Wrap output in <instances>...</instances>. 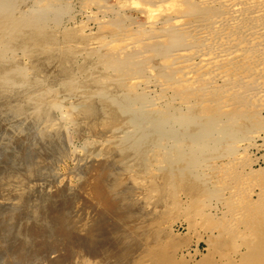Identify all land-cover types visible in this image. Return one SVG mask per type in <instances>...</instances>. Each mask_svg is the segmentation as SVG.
Instances as JSON below:
<instances>
[{
	"label": "rangeland",
	"instance_id": "rangeland-1",
	"mask_svg": "<svg viewBox=\"0 0 264 264\" xmlns=\"http://www.w3.org/2000/svg\"><path fill=\"white\" fill-rule=\"evenodd\" d=\"M7 2L45 28L0 30L11 48L0 59V264L27 249L23 264L240 263L242 236L220 251L216 223L240 228L225 201L259 192L234 169L264 170V0ZM38 31L50 33L41 46ZM214 109L242 116L201 147L193 123ZM197 144L230 158L195 169ZM18 238L27 248L11 253Z\"/></svg>",
	"mask_w": 264,
	"mask_h": 264
},
{
	"label": "bare ground",
	"instance_id": "bare-ground-1",
	"mask_svg": "<svg viewBox=\"0 0 264 264\" xmlns=\"http://www.w3.org/2000/svg\"><path fill=\"white\" fill-rule=\"evenodd\" d=\"M6 4V3H5ZM5 4H3V5H5ZM11 4H13L12 3V1H11ZM231 4V3H230ZM236 4V3H235ZM234 3L232 4V5H235ZM14 5V4H13ZM11 6V5H10ZM9 4H8V2H7V4H6V6H4V7H2V10L0 11L1 13H0V30L2 29L3 31L5 30L4 29V27H8V29H9V31H8V29L7 30H5V31H7V32H9V35L11 34V35H13L14 36V34H15V32H17V31H15V30H20V29H23V28H25V30L27 29L26 27L28 26V27H31V26H29V25H32V27L35 29V31H37L36 29H43V28H45V26H44V23H43V20L44 19H40V20H36L35 19V21L36 22H32V20H25L26 19V17H22V15H21V17H20V15H18V17L16 16V18H15V15H17V14H12L11 15V9H12V7L9 9ZM198 7V6H197ZM204 7H206V6H204ZM14 8V7H13ZM207 9V8H206ZM234 9V8H233ZM188 10V9H187ZM207 11V10H206ZM13 12H15V11H13ZM188 12V11H187ZM205 12V11H204ZM19 14V13H18ZM20 14H22V13H20ZM188 16V15H187ZM31 17V16H30ZM19 18V19H18ZM25 18V19H24ZM205 19V18H204ZM46 20V19H45ZM26 26V27H25ZM1 27H3V28H1ZM48 27V26H47ZM33 29V30H34ZM49 29V28H48ZM1 30V31H2ZM39 30V31H40ZM47 30V29H46ZM0 31V32H1ZM20 31H23V30H20ZM27 31V30H26ZM29 31H30V28H29ZM36 32V34L35 35H37L36 37L37 38H39V40L41 39V37L42 36H46L47 37V35L48 36H50L49 34L50 33H48V32H46L45 34H43L42 32ZM30 32H32V31H30ZM45 32V31H44ZM54 32V31H53ZM6 33V32H5ZM14 33V34H13ZM18 33V32H17ZM20 33V32H19ZM26 33V32H25ZM24 33V34H25ZM48 33V34H47ZM6 34H8V33H6ZM42 34V35H41ZM5 35V34H4ZM4 35L1 37V39L0 40H2V38H4ZM33 35V34H32ZM12 36V37H13ZM18 36H21L20 34L18 35ZM7 37H11V36H7ZM15 37V36H14ZM24 37V36H23ZM23 37H22V39H23ZM34 38L33 40H36L37 38ZM45 37V38H46ZM18 38V37H17ZM28 38V37H27ZM45 38H44V40H45ZM48 38V37H47ZM46 38V39H47ZM55 38V37H54ZM9 39V38H8ZM5 40V39H4ZM7 40V39H6ZM5 40V41H6ZM9 40H11V39H9ZM12 40H16V39H12ZM29 40V39H28ZM33 40L31 41L32 43H34V42H36V41H34L33 42ZM38 40V39H37ZM43 40V41H44ZM27 41V40H26ZM41 41L42 40H40V41H38V42H40V45H39V43L37 42V44L39 45V46H41L42 45V43H41ZM48 41H49V38H48ZM0 42H2V41H0ZM11 42H13V41H11ZM28 42V41H27ZM26 42V43H27ZM51 42V41H50ZM14 43V42H13ZM25 42H24V44H26ZM32 43H27V45L29 44H32ZM49 43V42H48ZM47 43V44H48ZM54 43V42H53ZM15 44H16V42H15ZM44 44V43H43ZM49 44H52V43H49ZM1 46H0V59L1 58H4L5 56H6V58H7V53H8V51H11V48L8 46L9 44H8V42H5V44L3 45V43H1L0 44ZM11 45V44H10ZM14 45V44H13ZM28 45V46H29ZM33 45H35V44H32V46ZM3 46V47H2ZM12 46V45H11ZM22 46H23V43H22ZM25 46V45H24ZM31 46V47H32ZM12 47H14V46H12ZM30 47V48H31ZM35 47V46H34ZM44 47V46H43ZM25 49V48H24ZM19 50V49H18ZM14 51V50H13ZM12 51V53H14ZM15 51H17V50H15ZM11 53V54H12ZM9 54V53H8ZM28 54V53H27ZM24 55V54H23ZM22 57V56H21ZM4 60L2 59V62H3ZM19 65H20V62L18 63ZM18 66V65H17ZM22 66L24 67V65L22 64ZM21 66V67H22ZM26 68V67H25ZM24 68V69H25ZM18 69V68H17ZM31 69V68H30ZM1 71L3 70V69H0ZM21 70L22 69H20V71H18L19 73H20V75H25L26 73H24L26 70H24V71H22L21 72ZM6 72V71H5ZM31 73V72H30ZM29 73V74H30ZM6 74V73H5ZM9 75H11V74H9ZM24 77V76H23ZM26 78V77H25ZM6 80V79H5ZM7 80H8V78H7ZM6 80V82H7V84L6 85H8V84H10V82L8 83V81ZM9 81H11V80H9ZM3 82H4V84H5V81L3 80ZM21 83H23L22 81H21ZM217 99V98H216ZM216 101V100H215ZM218 101V100H217ZM165 102V101H164ZM217 103H220V102H217ZM230 104V103H229ZM217 109H214V110H211L210 112H207V115H210L209 116V118H206V123H205V125L204 126H201V127H197V125H199L200 123H199V121H201V119L200 118H198V120H197V122H195L194 121V123H193V125L194 126H196V131H197V133H195V134H193L192 135V138L195 140V141H197V143L199 142L200 143V146L202 147V146H205V147H209V145H212V144H214L216 141H225V140H227V138H228V129H230L231 128V126H233V124H234V120H235V117L236 118H238L239 116H240V114L241 113H239V111L238 112H228V113H225V117H223V118H221L220 117V115L218 114V112L216 111ZM6 111V110H5ZM7 112V111H6ZM3 113V112H2ZM5 113V112H4ZM23 114V113H22ZM259 114V113H258ZM202 115V114H201ZM241 116H242V114H241ZM5 117V116H4ZM39 117H40V115H39ZM170 118V117H169ZM2 122V121H1ZM178 122V121H177ZM8 123V122H7ZM22 125V124H21ZM192 125V124H191ZM24 130V129H23ZM8 131V130H7ZM8 133V132H7ZM5 134H6V132H5ZM9 134H11V132L9 133ZM4 136V135H3ZM8 137H12V136H8ZM7 137V138H8ZM7 138H6V140H7ZM251 138V137H250ZM230 139V138H229ZM249 139V138H248ZM247 139V140H248ZM19 140H20V138H19ZM23 140H24V138H23ZM2 142V141H1ZM3 142H5V141H3ZM10 142V141H9ZM19 142V141H18ZM25 142V141H24ZM202 142V143H201ZM204 142V143H203ZM210 142H212V143H210ZM228 142H229V140H228ZM246 142H249V140L248 141H246ZM244 143L243 145H241L240 146V150H241V152L242 153H246V151H247V149H248V147L249 146H251V144H247V143ZM6 143V142H5ZM220 143V142H219ZM225 143V142H224ZM231 142H229V144H230ZM4 144V143H3ZM23 145V144H22ZM216 145V144H215ZM5 146H7V145H5ZM196 148H197V150L198 151H192V158H193V160L192 161H194L193 163L195 164H193V167L195 168V166H197V165H199V164H196V163H203V162H205V161H207L208 159H222L223 157H229L230 158V156L228 155V153L227 154H225V155H216V156H205V155H202V151H199V147H198V144L197 145H194ZM212 146H214V145H212ZM24 147V146H23ZM21 148V147H20ZM24 151V150H23ZM236 152V151H235ZM189 153V152H188ZM191 153V152H190ZM189 153V154H190ZM22 154V153H21ZM25 154V153H24ZM186 154V153H185ZM223 154V153H222ZM187 156H189L188 154H186ZM23 155H21V157H22ZM26 157V156H25ZM186 157V156H185ZM247 157V156H246ZM237 158V157H236ZM245 158V157H244ZM249 158V157H248ZM257 158V157H256ZM263 158V157H262ZM4 159V158H3ZM21 159V158H20ZM199 160V162H198V160ZM23 160H24V158H23ZM196 160H197V162H196ZM230 160V159H229ZM244 161V160H243ZM4 162V161H3ZM227 162V161H226ZM254 162V161H253ZM208 163V162H207ZM206 163V164H207ZM224 163V162H223ZM252 163V162H251ZM226 164V163H225ZM209 165V164H208ZM250 165V164H249ZM5 167V166H4ZM3 167V168H4ZM8 167V166H7ZM193 167L191 168L193 171H194V169H193ZM203 167V166H202ZM205 167H207V166H205ZM222 167H223V165H222ZM229 168L230 167H232V166H228ZM245 167V168H244ZM244 167H242L240 170H237V169H234V172L236 173V174H238V175H240V177L242 176V179H243V177L245 178L247 175H249V176H252V178L254 179V178H256V179H259V183L257 184L258 185V188H259V192H258V194H257V197L255 198V199H252V197L251 198H248L247 200H241V198L239 199L238 197L237 198H230V200H226L225 201V207H227V209H228V207H230V206H233V207H236L237 209L235 210V215L236 216H234V217H232L233 219L232 220H235V221H239L240 222V225H241V227L240 228H238V227H233V223L232 224H226V221H224L223 223L220 221V220H218L219 222H217L216 224L218 225V229H219V231H221L223 234H219L218 233V235L219 236H221V238H222V241H220V243L219 244H217V242H219V241H217V240H215V241H217V242H214V244H217V245H215V246H217L218 247V250H222L223 252L224 251H226V249L227 248H229L228 246H229V244H230V241L227 239V237H229V235L230 234H235V233H237L238 235H241L242 237L241 238H243V240H242V245L245 247V251L242 253V256L240 257V263H238V264H252L251 262L253 261L254 262V264H256V263H259L260 264V258H259V254L260 253H262V252H264V231L261 229L262 227H261V225L263 224V222H264V170H261L260 172L259 171H254V169H250L249 167H248V165L246 166V165H244ZM183 168H185L186 169V167H183ZM220 168H221V166H220ZM224 168V167H223ZM227 168V167H226ZM229 168H228V170H229ZM39 169V168H38ZM37 169V170H38ZM185 169H184V171H185ZM196 169V168H195ZM222 169V168H221ZM3 170V169H2ZM1 170V171H2ZM9 169H6L5 171L7 172ZM200 170V169H199ZM223 170V169H222ZM225 170V169H224ZM223 170V171H224ZM227 170V169H226ZM256 170V169H255ZM4 171V172H5ZM11 171V170H10ZM15 171H16V169H15ZM193 171H191V172H193ZM3 172V171H2ZM9 172V171H8ZM7 172V173H8ZM196 171H194V173H195ZM215 172V171H214ZM220 172V171H219ZM231 172V171H230ZM1 173V172H0ZM217 173V172H216ZM240 173V174H239ZM6 174V173H5ZM38 174H39V172H38ZM191 174H193V173H191ZM219 174V173H218ZM217 174V175H218ZM235 174V175H236ZM247 174V175H246ZM238 175H236L237 177H238ZM246 175V176H245ZM8 176V174H6V176L5 177H7ZM24 176V175H23ZM193 176H195V174H193ZM214 176V175H213ZM220 176V175H219ZM223 176H226V175H224L223 174ZM12 177H8V179H7V182H9L10 184L12 183V181H10L9 179H11ZM193 178V177H192ZM216 179H217V177H215ZM224 178H226V177H223V179ZM236 178V177H235ZM15 178H13V180H14ZM230 179V178H229ZM232 179V178H231ZM237 179V178H236ZM2 180V179H1ZM190 180H192L191 178H190ZM206 180V179H205ZM243 180H246V179H243ZM248 180V179H247ZM203 181V180H202ZM208 181V180H207ZM217 181V180H216ZM220 181H221V179H220ZM226 181H227V179H226ZM237 180H235V182H236ZM218 182V181H217ZM239 182V184L241 183L240 182V180L238 181ZM243 183H246L245 181H242ZM248 182V181H247ZM250 182V181H249ZM210 183V182H209ZM242 183V184H243ZM256 183V182H255ZM8 184V183H7ZM238 184V183H237ZM4 185H6V184H4ZM4 185H2V186H4ZM245 185V184H244ZM243 185V186H244ZM0 186H1V184H0ZM7 186V188L4 186L3 187V189H1V190H3V192H4V188H6V190L8 189V187L9 186H11V185H6ZM18 186V185H17ZM214 186V185H213ZM223 186H224V184H223ZM229 186V185H228ZM236 186V185H235ZM250 186V185H249ZM245 188H247V185H245L244 186ZM195 188V187H194ZM234 188V187H233ZM236 188V187H235ZM234 188V190H235V192H236V190H237V188L235 189ZM12 189V188H11ZM248 189V188H247ZM247 189H245L246 191H247ZM9 190H10V188H9ZM8 190V191H9ZM162 191V190H161ZM240 191V190H239ZM243 191V190H242ZM176 192V191H175ZM234 192V191H233ZM241 192V191H240ZM243 192H245V191H243ZM242 192V193H243ZM168 193V192H167ZM232 193V192H231ZM237 193V192H236ZM55 194V193H54ZM59 194V193H58ZM202 194V193H201ZM238 194V193H237ZM245 194V193H244ZM250 194V193H249ZM231 195H233V193L231 194ZM234 195H236V194H234ZM248 194H246V196H247ZM59 196V195H58ZM246 196H245V198L244 199H246ZM248 197V196H247ZM57 198V197H56ZM192 198V197H191ZM23 199V198H22ZM27 199V198H26ZM60 199V198H59ZM224 199V198H223ZM226 199V198H225ZM224 199V200H225ZM243 199V198H242ZM21 200V199H20ZM25 202V201H24ZM62 202V201H61ZM18 206V205H17ZM16 207V206H15ZM17 208V207H16ZM16 208H15V210H16ZM52 208V207H51ZM18 209V208H17ZM50 209V208H49ZM53 209V208H52ZM11 210V209H10ZM14 210V209H13ZM225 211V210H224ZM57 214V213H56ZM10 215V214H9ZM16 215H18V214H16ZM47 216V215H46ZM206 216V215H205ZM222 216H223V214H222ZM221 216V217H222ZM229 216H231V215H229ZM13 217V216H12ZM38 218V217H37ZM50 218V217H49ZM210 218V217H209ZM230 218V217H229ZM220 219V218H219ZM228 218H226L225 217V220H227ZM40 220V219H39ZM52 220H54V219H52ZM229 220V219H228ZM228 220H227V222H228ZM7 221V220H6ZM213 221V220H212ZM56 222H57V220H56ZM4 223V222H3ZM16 223V222H15ZM29 223V222H28ZM31 223V222H30ZM33 224V223H32ZM1 225V224H0ZM34 225V224H33ZM236 225V224H235ZM6 226H8L7 227V232H8V229H10L9 228V225H6ZM11 226V225H10ZM30 227H31V229H32V227L34 228V227H36V225H34V226H31V225H29ZM28 226V227H29ZM38 227L40 226L39 224L37 225ZM216 226V225H215ZM14 227V226H13ZM215 228H217V227H215ZM5 229V232H6V228H4ZM25 229H27V227H25ZM28 229H30V228H28ZM39 229V228H38ZM37 229V230H38ZM218 229H217V231H218ZM36 230V231H37ZM24 228H23V233H24ZM29 231H35V230H29ZM218 231V232H219ZM263 231V232H262ZM1 232V231H0ZM2 232H4V231H2ZM6 232V233H7ZM41 232V231H40ZM242 232V233H241ZM261 232V233H260ZM30 233V232H29ZM38 233V232H37ZM5 234V233H4ZM28 234V233H27ZM236 234V235H237ZM34 235V234H33ZM32 235V236H33ZM38 235H39V233H38ZM37 235V236H38ZM22 236V235H21ZM24 236V235H23ZM34 236H36V234L34 235ZM43 236V235H42ZM0 237H3V236H1L0 235ZM240 237V236H239ZM14 238V237H13ZM17 238V237H16ZM21 238V237H20ZM39 238V237H38ZM41 238V237H40ZM43 238V237H42ZM254 238H255V240H254ZM4 239H6V237L4 238L3 237V240ZM34 239H35V237H34ZM2 240V241H3ZM40 240V239H39ZM1 240H0V247L2 246V244H1V242H2ZM5 241V240H4ZM41 241V240H40ZM240 241V240H239ZM19 242V238H18V241L17 242H15V240H13V241H11V240H9V248H10V252L12 253V252H14V253H16L17 251H18V249L19 248H21L20 246H22L23 247V245H25L24 244V241H22V239H21V241H20V243H18ZM183 242V241H182ZM241 242V241H240ZM7 243V242H6ZM21 243H23V245H20L19 246V248L17 247V245H19V244H21ZM41 243V242H40ZM184 244L185 245H187V240H186V242H184ZM183 244V245H184ZM8 245V244H7ZM220 245V246H219ZM39 246V245H38ZM25 247L27 248V246L25 245ZM220 247V248H219ZM17 248V249H16ZM24 248V247H23ZM23 248H21V249H23ZM215 248V247H214ZM2 250V249H1ZM15 250V251H14ZM17 250V251H16ZM20 250V249H19ZM28 250V249H27ZM27 250L25 251L26 253H27ZM212 250V249H211ZM220 250V251H221ZM1 252H3V251H1ZM18 252H22L24 255H21L22 253H20V254H18V255H20V257L18 256V255H16L15 254V256H18V257H16V262H14V260H12L13 262H12V264H23L22 263V261H23V257L22 256H24L25 258H27L26 256H25V252H23V250L21 251H18ZM31 253V252H30ZM28 254V253H27ZM212 254V253H211ZM11 255V254H10ZM5 257H6V254H5ZM10 257V256H9ZM31 257V256H30ZM21 258V259H20ZM11 259V258H10ZM30 259V258H29ZM29 259H26V261L27 260H29ZM25 260V259H24ZM257 260H259V262L257 261ZM9 260H7V262H8ZM31 261V260H30ZM256 261V262H255ZM28 263L30 264V262L28 261ZM231 263V262H230ZM236 262H234V263H232V264H237ZM7 264H9V262L7 263ZM200 264H202V263H200ZM262 264V263H261Z\"/></svg>",
	"mask_w": 264,
	"mask_h": 264
}]
</instances>
